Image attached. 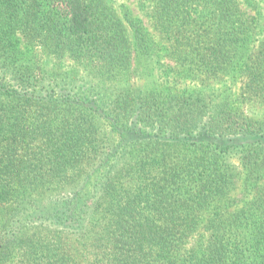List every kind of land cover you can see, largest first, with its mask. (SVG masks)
<instances>
[{"label":"trees","instance_id":"trees-1","mask_svg":"<svg viewBox=\"0 0 264 264\" xmlns=\"http://www.w3.org/2000/svg\"><path fill=\"white\" fill-rule=\"evenodd\" d=\"M133 1L0 0V264H264V0Z\"/></svg>","mask_w":264,"mask_h":264},{"label":"rangeland","instance_id":"rangeland-1","mask_svg":"<svg viewBox=\"0 0 264 264\" xmlns=\"http://www.w3.org/2000/svg\"><path fill=\"white\" fill-rule=\"evenodd\" d=\"M114 3H117L118 6L126 5L130 9L131 13L138 17L140 20L143 21L144 25L150 28V19H149V10L142 11L137 3L133 0H112ZM20 41H22L20 39ZM34 54V58L41 62H45L46 65H50L53 62V59L48 58L45 54L40 52L39 50H32ZM68 65L66 64L65 67ZM70 68V67H68ZM155 75V77H154ZM152 80L155 81L157 84H162L166 87L172 88L174 90H193V89H210L214 90L215 93L219 95H230L232 96V100H234L240 92V87L242 83L238 79L229 78V77H218L216 79H212L208 82L209 86L207 88H202L199 86L198 82H194L189 78H184L182 75H176L174 73L166 76L165 78H160L159 70L154 72ZM147 80L146 76L143 74L139 75L136 78V82H141L140 84H144ZM242 108V106H241ZM243 111L246 115L262 120L264 119V101L260 99L253 100L252 102H248L246 105L243 106Z\"/></svg>","mask_w":264,"mask_h":264}]
</instances>
